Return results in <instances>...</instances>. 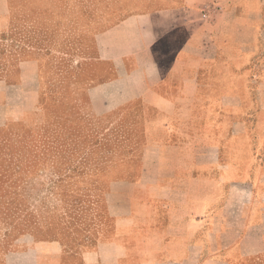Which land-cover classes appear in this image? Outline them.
I'll use <instances>...</instances> for the list:
<instances>
[{"label": "crops", "instance_id": "obj_1", "mask_svg": "<svg viewBox=\"0 0 264 264\" xmlns=\"http://www.w3.org/2000/svg\"><path fill=\"white\" fill-rule=\"evenodd\" d=\"M11 12L0 0L1 35ZM96 41L106 75L87 89L90 108L118 110V121L132 119L141 132L125 138L138 154L122 166L135 172L107 194L114 225H103L86 264H264V236L254 238L264 231V143H252L247 122L264 113L245 111L264 104V0H166ZM8 64L3 107L9 88L34 97L41 82L40 60L17 62L15 81ZM134 103L143 111L132 112ZM230 232L237 238L225 240ZM36 246L38 264L60 263L61 242Z\"/></svg>", "mask_w": 264, "mask_h": 264}, {"label": "rangeland", "instance_id": "obj_2", "mask_svg": "<svg viewBox=\"0 0 264 264\" xmlns=\"http://www.w3.org/2000/svg\"><path fill=\"white\" fill-rule=\"evenodd\" d=\"M165 2L10 0L11 31L0 34V78L9 63V80H17L13 66L28 58L40 60L41 82L34 97L20 86L9 88L7 107L0 95V264H38L40 241L63 244L59 264H86L103 225L113 227L107 194L123 189L118 183L134 174V168L122 166L138 154L125 138L133 140L141 130H131L132 119L118 121V110L98 116L90 108L87 89L106 75L96 36L125 16ZM11 44L16 50L9 52ZM131 107L143 111L140 103ZM245 111L264 113V104ZM247 122L252 143L262 145L264 118ZM236 235L225 233L224 239ZM255 236L261 239L264 231Z\"/></svg>", "mask_w": 264, "mask_h": 264}]
</instances>
